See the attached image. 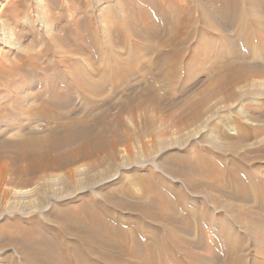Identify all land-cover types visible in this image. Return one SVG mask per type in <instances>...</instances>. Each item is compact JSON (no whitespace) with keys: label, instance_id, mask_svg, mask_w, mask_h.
Returning a JSON list of instances; mask_svg holds the SVG:
<instances>
[{"label":"bare ground","instance_id":"1","mask_svg":"<svg viewBox=\"0 0 264 264\" xmlns=\"http://www.w3.org/2000/svg\"><path fill=\"white\" fill-rule=\"evenodd\" d=\"M182 2L165 0L160 3L151 0L148 2L151 4L150 12L146 9L135 12L142 21V26L150 29L146 37L143 35L144 38L155 43L151 47L147 45L144 50L146 54L156 55L157 74L153 75V70L148 67L144 69L145 73L141 72L146 82L140 88L141 94L136 95L138 97L134 103L138 108L147 109L151 106L158 108L169 100L176 101L188 108L193 117H200L202 101H205L204 97H208V94L222 95V101L226 103H238L240 111L238 113L241 114L233 116L232 125L227 124V118L222 120L218 117L221 125L210 133L213 138H209L216 144H210L208 150L212 153L199 155L190 163V167L184 169L186 172H190L191 169L199 172L201 178L208 183L203 182L212 191H216V194L244 204H252L253 195V199L256 197L258 202V192L264 191V171H259L258 168L264 160L261 157L249 160L245 155H240L238 149L251 135L245 121L255 120L264 123V92L250 89L238 92L235 88L242 85L247 87L248 82L253 78L257 79L255 77L264 78V0ZM143 4L147 6L146 3ZM221 19L227 22L224 27L217 23ZM138 25L136 24L137 27ZM130 28L133 30V27ZM233 31L237 35L236 39L229 35ZM27 34L30 41L38 42L37 32L27 31ZM18 38L21 39V36ZM97 39L94 40L91 36L89 42L96 44L94 41L97 42ZM108 49L103 47L100 50L103 58L92 70L84 67L71 69L73 63L68 66L73 78H71L73 82L71 80L68 82L75 83L73 89L76 95L77 92L82 93L85 101L89 100L88 94L101 95L110 89L119 97V58L111 48ZM20 58L23 60L21 64L4 69L3 78L9 79V82L14 76L21 78L24 72L36 73L42 69L47 71L44 77L54 78L51 70H48L49 67H42L38 56L24 54ZM135 58V61L141 62L144 57L136 53ZM199 70L208 72L205 74L215 83L201 93L199 100L196 97L189 96L191 99L185 97L187 85L193 78L192 74ZM132 71L130 68H124L121 73L124 72L126 77L133 76ZM183 76L187 77L186 83L179 89V97L174 98L170 90H175L179 86L178 81H181ZM40 78L32 76L30 80L34 82L33 85L23 90L24 92L34 89L38 92L37 106H33L36 110L28 112L24 119L47 127L51 132L40 136L35 132L36 129L28 131L29 134H26L25 129L23 131L19 129L22 133L20 132L18 136L13 135L14 141L6 140L5 137L0 139V251H5L0 252L4 256L2 264H213L193 251L201 248L197 239V235L201 233V226H197V231L193 230L191 223L194 219H198L200 224L209 223L213 231L217 245H209V251L217 252L215 255L218 258L223 257L225 264H236V257L239 264H245L246 259L241 254L243 246L237 251L233 246V240L228 244L226 242L230 238L233 239L229 231L232 226H236L235 221L231 218L232 221L228 219V222L220 216L215 218L214 207L213 209L208 207L205 215L198 214L191 206L186 205L184 200H178L182 198L180 190H177L176 200H171L172 198L168 197L161 187L153 185V182L155 184L159 181L161 184L168 182L164 177L166 173L157 171L156 175L151 174L155 177H151L149 172L147 174L137 172L133 188L123 185L119 194L117 186L120 145L123 153L129 156L127 157L140 171L144 166L148 167L150 162L148 160L143 162L134 156L133 152L137 147H133L132 142L140 143V149L144 152L148 151L147 144L138 136H132L126 130H119V125H124V115L119 114V111L111 114V105L106 102L101 105L105 109L97 108L98 106L86 107L81 111V116L78 117L79 113L74 114L75 119L69 123H63L62 120L53 122L51 118L54 112L49 106L48 108L45 106L50 105L57 112L69 108L73 100L69 95L62 94L65 91L62 87L44 85L43 77ZM156 78L160 92L163 89L167 90L165 95L159 92L155 84ZM67 88L71 91V87ZM129 95L122 97L127 110L131 103ZM19 100L24 104L23 98ZM219 109V106L212 105L207 110V118L203 116L201 123L207 124ZM3 119L4 117L0 116V122ZM146 124H150L149 120ZM258 128L254 131H258ZM260 131L264 132V128L260 127ZM222 139L231 142L233 150H222L217 145ZM241 160L253 166L251 167L253 170L247 169L244 165L242 169ZM83 161L87 162L77 166ZM62 169L65 170L64 178H61L59 183L64 186L63 190L56 189L54 184L47 185L48 180L53 182L56 180L52 172ZM155 169L162 171L159 166ZM91 173L96 175V178H90L91 185L90 182L89 185L81 182L83 179L77 183L78 177ZM257 174L262 179H256ZM35 184L43 187H37L35 192L26 190ZM136 188L138 191L142 188L141 192L146 194L137 202L134 200L137 195L134 193ZM193 189L198 192L197 186H193ZM31 197H34L35 201L27 202L26 199L30 200ZM213 200L218 201L215 198ZM119 208L129 209L138 214L133 224H127L130 221L124 223V217L119 216ZM236 209L241 213L240 206H236ZM180 211H185V219L178 213ZM263 219L247 218L253 240L258 239V245L255 242L257 245L255 250L260 259L264 258ZM8 246H16L15 252L3 250Z\"/></svg>","mask_w":264,"mask_h":264},{"label":"rangeland","instance_id":"2","mask_svg":"<svg viewBox=\"0 0 264 264\" xmlns=\"http://www.w3.org/2000/svg\"><path fill=\"white\" fill-rule=\"evenodd\" d=\"M149 1L151 0H0V81L2 80V82H0V116L4 117V119L0 122V139L5 137V139L7 138L6 140L14 141L15 138L13 137V135L18 136L24 129L27 132H25L26 134H29L36 129L35 132H38L40 136L47 135L49 134L48 132H51L50 130H47V127H41L38 124H33L32 122L24 119L25 115H28V112L36 110V108L33 106H37L36 102H38V92H35L34 89H29L23 92L25 88L28 89V87H31L33 85L34 82L30 80V78L34 75L38 76L39 78L40 76L41 78L43 77L42 81L44 85L48 84V86L50 87L55 86L57 88L62 87L63 90H65L62 92V94L64 93V96L69 95L73 100L72 105L69 108L60 109L57 112H55L56 109L54 111V108H52L50 105L45 106L46 108H48L49 106V108H51L54 112V116H52L54 120L52 118L51 120L53 122L55 121V123L57 120H62L61 122L63 123H69L73 119H75L74 114L79 113V117L81 111H83L86 107L91 108L93 106H98L97 108L105 109V107H102L103 104L105 102L109 103V106L111 105V114H115L119 111V114L124 115V125L120 124L119 130H126L132 136H138L139 138L143 139L144 143H146L148 146V151L144 152L140 149V143H135V141L132 142V146L137 147L133 152L134 156H137V158L143 162H147V160L150 162L148 167L144 166L139 171L135 163L128 158L129 156L126 155V153H123L122 146L120 145L118 167L119 186H117L119 188V194H121L120 189H122L123 185H128L131 187L133 186L136 180L135 176L138 173L146 172L147 174L149 172L148 174L151 177H155L152 175H156V173L158 172H164L163 174L166 173L164 177H166V180L168 181L166 182L167 184H161V182L159 181L156 184L155 182H153V185H158L159 187H161V190H163V192L166 193V195L172 198L171 200L174 201L176 200L177 190H180L182 193V195L180 193L182 198L178 200H184L186 205L191 206V208L194 209L198 214L205 215L208 207L212 209L214 207L215 218H218V216H220L228 222L229 220L232 221L233 219L236 223V226H232V229L229 228L231 229L229 231V234L233 239L230 238L228 241H226L227 244L230 240H233V246L237 248V251H239L240 247L243 246L241 254H243L244 258L246 259L245 264H264V258H261V261L260 257L258 256V252L255 250L256 246L258 245V239L257 241L253 240L250 230L251 227L249 226L247 220V218H253L255 220H259V218L262 217L264 218V191L258 192V202H256V197L253 199V195L252 204L236 202L232 198L222 196L219 193H217L219 195L218 196L216 194V191H212L210 187H207L206 183L208 182L206 180L204 181L203 178H201L199 172L196 173V170L191 169L190 172L185 171L186 167H190V163H192L193 160H196L199 155L212 153L210 152V150H208L211 146L210 144H216L213 143L209 138H213L212 134L210 133L212 131H215V128L219 126V124L221 125V123H219L218 121V117H221L222 120L227 118V124L232 125L233 116H236L239 111L237 106L238 103H226L222 101V95L211 96L208 94V97H204L205 101H202V105L199 110L201 113L200 117H193L192 112H190L188 108L176 101H166L160 107H156L157 109L154 106H151V108L147 107V109L138 108L134 103L136 97L141 94L140 88L143 87L144 82H146V80L144 81L142 78V74L145 73L144 69L146 70L149 68L153 70V75L157 74V69L155 67L156 55L146 54L144 50L145 48H147V45L151 47V45L154 46L155 43L151 39L144 38V36L146 37V34L149 33L150 29L142 26V21L138 19V16L136 15L141 9H146L148 12L151 11V4L148 3ZM156 1H160L161 3V1L165 0ZM180 1H183L182 3H184L191 0ZM143 2L146 3L147 6L144 5ZM223 21L225 22L223 23ZM217 23L220 26L222 25V27L227 24L225 19H221L217 21ZM136 24H139L140 26L138 25L137 27ZM130 27H133V30ZM27 31L37 32L39 37L38 42L34 43L33 41H30ZM96 35L98 36V39ZM229 35L230 37H233L235 39L237 38V35L234 31ZM19 36H21V39L18 38ZM91 36L94 37V40L95 38L98 40L97 42L93 40L96 44L89 42L91 41ZM103 47H106L107 49L111 48L114 54L119 58V97H116L110 89L104 91V93H102L101 95L88 94L89 100L85 101L82 93L77 92L76 95V91L74 90L75 83L70 84V82H68L69 80L73 82V78L71 77V69H79L84 67L87 70H92L95 65L100 64V61L103 58L102 51L100 52ZM93 49H96V51H94ZM135 52L144 57L141 62L135 61ZM47 53L50 55H48ZM24 54L38 56L41 59L40 63L42 67H49L48 70H51L50 72L52 73V76H54V78L51 76L50 77L53 79L44 77L46 76L47 71H43V69L40 70V72L36 73L27 72L25 74L24 72L22 75L23 77L21 76V78H19V76L17 78L16 76H14L11 82H9V79L5 77L3 78V74L5 73L4 69L6 68L7 70L8 68L13 67V65L21 64L23 60L20 57L24 56ZM128 55L130 57H128ZM3 58L5 59V61ZM123 61L124 63L129 62V64H124ZM71 64L72 67L70 69L69 67L71 66ZM124 68H130L131 70H133L132 72L134 77L132 75L126 77L124 75V72L121 73ZM205 73L208 72L199 70L198 72L192 74L193 78L191 79L189 85H187L188 91L185 94V97H196V99L198 98L199 100L201 99V93H203L205 89L212 87L211 84L213 85L215 82L210 80L208 78V75H206ZM255 78L257 79L253 78L254 80L252 79L250 82H248L247 87H245L244 85L236 86V91L239 92L241 90L250 89L264 92V78ZM98 79L100 78L98 77ZM186 80L187 77L183 76L181 78V81H178L179 86L175 90H170L171 93L168 91V93L172 94L174 98L179 97V89L183 86L184 83H186ZM155 81V84L160 92L161 89L157 85L158 79ZM158 84L161 85V82H159ZM13 85L15 88L13 87ZM67 87H71V91L70 88ZM166 91V89H163L160 93H163L165 95ZM135 92L138 94H136ZM35 94H37L36 97ZM126 95H129V102H131L129 103L130 107L128 110L124 107L125 102H123V99ZM19 97L24 99V104L20 102ZM118 98L120 101L118 100ZM101 100L104 102H102ZM212 105L219 106L220 109L217 110L215 115L210 118V121H207V124L205 123L203 125L201 123L203 120V116L204 118H207V110ZM42 109L43 108L41 107L40 110ZM21 111L23 112L21 113ZM231 112L232 114H230ZM147 120H149L150 122V124L148 125L146 124ZM245 123L250 129L249 132L251 133V135L247 142L239 146L238 153L240 155H245L249 160L255 157H261L264 160V132H259L260 127L262 129L264 128V123L255 122V120H246ZM29 124L31 125V127ZM27 125L29 126V128ZM53 125L55 126V124ZM256 128H258V131H254V129ZM19 129L22 130L20 131ZM231 132L234 133V131ZM234 134H231V136L235 137ZM224 142L229 141H227L226 139H222L221 141H219V143H217V145L220 146L222 150H233L231 142L227 144H225ZM173 158L175 160H173ZM87 161L80 162L79 164H77V166L82 165ZM242 165L247 167V169H252L251 167H253L249 163L246 164L243 161L241 163V168L243 169ZM156 166H159L162 171L155 169ZM258 170L264 171V162L259 165ZM64 173V169L55 170L54 172H52V175H54V178L56 179L55 182H53V180H48L46 184H54L56 189H62L64 186L59 183V180L61 178H64ZM90 178L94 179L96 178V175L91 173L89 175L78 177L77 183L80 182V179H83L81 180V182L84 181L85 183H87V185H91L92 182L89 181ZM255 178L262 179L259 174H257ZM203 181L206 183H204ZM193 186H197L198 192L194 190L196 189L195 187L193 189ZM37 187L42 188L43 186L35 184L33 186H29L28 188H26V190L35 192L37 190ZM168 188L172 190L170 191ZM139 189L140 191H138L137 188L134 190V193L137 194L134 199L135 202L141 201V198L145 197L146 195L141 192L143 190L142 188ZM192 189L194 192H197V194L194 193ZM212 197L217 199L218 201H214ZM127 199L129 198L127 197ZM26 200L27 202L35 201V198L31 197L30 200ZM148 200L149 198H147V201ZM11 201L13 202L12 199ZM236 206H240L241 213L237 211ZM180 212L178 213L180 214L182 219H185V211ZM119 216L124 217V223L130 221L127 224H133L136 217H138V214L134 211H130L129 209L119 208ZM191 224L193 230H195L198 225L201 226V233L197 235V239L201 245V248L194 249L193 251L197 253L198 256L200 255L199 257L205 258L206 261L210 260L211 262L208 261L209 263L225 264L223 263L225 262L222 259L223 257L218 258L215 255V253L217 252L214 253L209 251V245H217L216 240H214V234L210 229L209 223L200 224L198 222V219H194L192 220ZM255 242L257 245L255 244ZM8 247L7 249L4 248L3 250H7V252H15L16 246H10L9 248ZM2 257L4 256L0 254V264H2V261L4 259ZM236 264H239L238 257H236Z\"/></svg>","mask_w":264,"mask_h":264}]
</instances>
